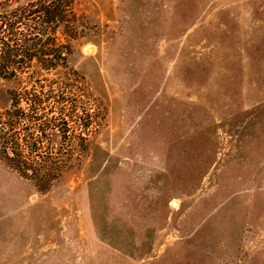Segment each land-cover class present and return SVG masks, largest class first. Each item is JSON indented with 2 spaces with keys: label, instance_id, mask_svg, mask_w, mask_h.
<instances>
[{
  "label": "rangeland",
  "instance_id": "obj_1",
  "mask_svg": "<svg viewBox=\"0 0 264 264\" xmlns=\"http://www.w3.org/2000/svg\"><path fill=\"white\" fill-rule=\"evenodd\" d=\"M75 10L93 125L46 193L0 162V264H264V0Z\"/></svg>",
  "mask_w": 264,
  "mask_h": 264
},
{
  "label": "trees",
  "instance_id": "obj_2",
  "mask_svg": "<svg viewBox=\"0 0 264 264\" xmlns=\"http://www.w3.org/2000/svg\"><path fill=\"white\" fill-rule=\"evenodd\" d=\"M75 5L0 0V79L14 83L0 107V162L41 193L78 160L71 124L93 125L95 110L82 114L79 102L84 80L69 64L90 29Z\"/></svg>",
  "mask_w": 264,
  "mask_h": 264
}]
</instances>
